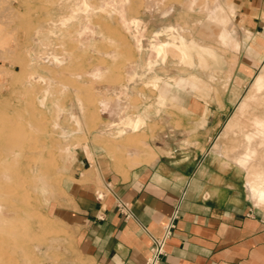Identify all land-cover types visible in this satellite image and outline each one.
Listing matches in <instances>:
<instances>
[{"label":"rangeland","instance_id":"rangeland-1","mask_svg":"<svg viewBox=\"0 0 264 264\" xmlns=\"http://www.w3.org/2000/svg\"><path fill=\"white\" fill-rule=\"evenodd\" d=\"M187 3L0 0V264H64L65 258L71 257L60 241V230L44 209L60 183V161L72 154L66 149L72 143V132L82 130L83 125L97 128L103 122L104 106L108 112L117 113L108 120L113 125L110 139L127 143L134 139L131 133L123 135L128 120L141 116L128 110L139 104L132 96L135 93L155 94V107H159L165 106L156 99L161 92L186 95L185 88L190 87L181 82L175 90L166 89L167 79L178 76L181 81L184 77L201 81L200 74L209 78L219 75L225 85L230 67L220 66L235 62L240 46L230 44L228 35L223 44L216 43L211 35L219 26L204 24L209 14L198 8L202 4L198 2L189 10ZM224 7L227 26L233 5L225 2ZM168 9L172 10L164 17L162 12ZM30 10L32 17L25 19L24 13ZM167 24L177 29L168 30ZM179 34L209 44L219 60L209 57L201 64L198 57L194 61L180 58L172 48L166 58L156 53L154 43ZM262 66L264 59L229 111L221 131L238 107L243 109L241 127L225 138L222 151L225 149L226 170L234 169L244 177L251 197L248 182L254 177L250 179L246 168L228 158L246 144L245 129L264 128L263 89L256 93L250 88ZM156 76L161 79L154 88L151 82ZM207 86L211 87L209 83ZM246 95L252 97L243 100ZM251 108L255 110L248 115ZM76 139L83 141L87 136ZM258 151L259 158L250 170L264 180V143ZM252 200L264 203L256 197Z\"/></svg>","mask_w":264,"mask_h":264},{"label":"crops","instance_id":"crops-1","mask_svg":"<svg viewBox=\"0 0 264 264\" xmlns=\"http://www.w3.org/2000/svg\"><path fill=\"white\" fill-rule=\"evenodd\" d=\"M198 2L209 14L204 24L219 26L211 35L215 42L223 44L228 35L230 44L240 46L236 61L220 66L230 67L225 85L219 75L200 74L201 81L167 79L168 84L190 87L186 95L162 92L156 99L165 106L159 107L155 94L135 93L139 104L128 110L141 116L121 129L124 136L133 134L131 142L110 139L113 125L108 120L117 113L105 106L97 128L83 125L72 132V143L66 146L72 154L60 161V183L44 209L69 249L71 257L64 264H146L153 239L171 221L175 226L161 264H264V203L256 204L244 177L226 170L211 151L229 111L264 59V0H188L186 7L194 9ZM225 2L233 5L227 26ZM209 46L182 34L154 43L164 58L172 48L180 58L198 57L201 64L209 57L219 60ZM160 79H152L154 88ZM83 134L86 140L76 139Z\"/></svg>","mask_w":264,"mask_h":264},{"label":"bare ground","instance_id":"bare-ground-1","mask_svg":"<svg viewBox=\"0 0 264 264\" xmlns=\"http://www.w3.org/2000/svg\"><path fill=\"white\" fill-rule=\"evenodd\" d=\"M30 13H31L30 11H27V13H24V16L27 15V17H28V15H30ZM178 85H180V84L169 83V87H167L166 89H171V90L174 89L175 90L178 87ZM197 88H198V92L200 90H202V88H200V87H197ZM250 88L254 89L255 92L257 90H261V89L264 90V66H262L259 69V71L256 74L253 82L250 84ZM249 90L251 93V89H249ZM254 90H253V92H254ZM263 90H261V92H262L261 94H263V92H264ZM160 95H163V93L161 92ZM251 97H252L251 95H246L243 98V100L244 99L248 100ZM241 110H239L235 115H233V117L230 118V120H229L227 126L225 127V130L222 133L219 141H217L215 143V145L213 146V148L211 150L213 154L218 156L217 160L223 162L224 167H226V166L228 167V165H226V163H228V162H226L224 160L225 155L223 152L225 151V149H224V151H222V148L225 145L223 144V142H224L225 138L230 134V132L233 133L236 130H239V128L241 127V125L239 123L240 117L242 115ZM253 110H255V109L251 108L252 112H253ZM244 131H245V142H246V144H244L242 146L243 147L242 149L234 150L229 155V158H228V156H227V158L230 162H234V163L238 164L240 167L246 168L248 171L249 178L254 177V179L250 178L251 181L248 182V186L250 188L249 192L251 193V195L256 197V200L257 199L263 200L264 199V180L258 174H256L253 170H250V167L255 162L254 160L257 159V156L259 158V155H257V153L259 152L258 149L260 148V145L264 143V128H251V129H245ZM253 173H255V174H253ZM254 197H251V198L253 199Z\"/></svg>","mask_w":264,"mask_h":264},{"label":"built area","instance_id":"built-area-1","mask_svg":"<svg viewBox=\"0 0 264 264\" xmlns=\"http://www.w3.org/2000/svg\"><path fill=\"white\" fill-rule=\"evenodd\" d=\"M175 224L173 221L168 223L165 227L164 233L157 238H154L146 259V264H161L162 257L166 254V244L172 234Z\"/></svg>","mask_w":264,"mask_h":264}]
</instances>
